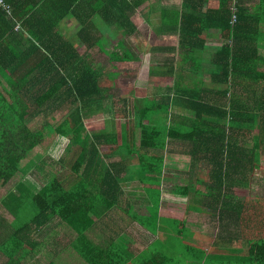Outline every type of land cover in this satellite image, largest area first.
I'll return each instance as SVG.
<instances>
[{
	"label": "trees",
	"instance_id": "trees-1",
	"mask_svg": "<svg viewBox=\"0 0 264 264\" xmlns=\"http://www.w3.org/2000/svg\"><path fill=\"white\" fill-rule=\"evenodd\" d=\"M210 1L184 0V11L174 22L178 44L162 46L180 48L183 63L176 70L169 65L164 75L175 79L170 86L174 94L167 91V99H158L161 91L141 94V87L127 83L126 75L133 77L137 70L123 72V80L117 76L125 64L139 63L128 37L136 32L132 14L139 0L84 5H74V0H0V62L7 67L6 60L25 59L32 74L25 82L31 102L0 87V188L37 144L48 151L61 135L68 142L55 163L67 169L75 157L67 169V177L74 180L67 188L58 179L64 170L47 163L54 174L46 176L53 178L34 193L38 212L17 227V241L58 215L77 231L80 243L75 246L87 264H264V195L257 192L264 191V0L205 5ZM69 14L79 26L72 36L60 30ZM94 16L128 36L107 42ZM96 54L104 61L99 63ZM157 72L150 69L149 76ZM205 73L209 80L203 78ZM39 80L45 85L41 89ZM113 88L121 90L116 100L123 99L116 107L110 99ZM173 108L184 110L179 119L171 120ZM98 112L113 114L109 124L93 129L86 119ZM247 141L252 144L247 146ZM120 149V155H114ZM185 161L188 168L182 166ZM173 163L177 167L169 168ZM170 170L176 174L169 176L172 191L193 193L194 201L214 211L219 223L236 221L238 228L221 230L217 224L216 238L205 237L207 246H201L186 233V206L176 210L180 206L167 203L171 221L163 220L161 184ZM132 172L149 193V213L134 209L124 194V180L133 179ZM248 182L256 184L254 192L232 202L227 195L235 193L234 186L245 188ZM20 199L24 201V195ZM115 207L132 217L123 230V245L137 228L150 239L151 229L163 221L166 235L161 229L160 242L140 263L130 260L121 243L99 247L87 235Z\"/></svg>",
	"mask_w": 264,
	"mask_h": 264
},
{
	"label": "crops",
	"instance_id": "crops-1",
	"mask_svg": "<svg viewBox=\"0 0 264 264\" xmlns=\"http://www.w3.org/2000/svg\"><path fill=\"white\" fill-rule=\"evenodd\" d=\"M139 1L140 2L139 4H137L135 12L132 14L133 16L132 19L136 21L135 33L138 34L140 32V29L137 25V21H141L144 23H151L149 29L152 30L153 36H155L156 34L155 32H157V35H164V36L173 34L174 35L173 37H175L173 40L176 41L177 36L175 35L176 31L174 29V22L180 18L179 14L182 12V10L184 11V7H183L184 0H139ZM85 3L95 4L96 2L95 0H74V5H81V4L84 5ZM216 4H218L217 0H211L209 3L206 2L205 5L208 6V5H216ZM206 7L204 9H206ZM95 19L97 20L99 19V17L97 16L93 17V21L96 23ZM67 20H69L68 23H71L73 26L76 25L78 30L79 28V26H77L78 19L73 14H69L68 16H66L61 20V24H60L61 31L63 30L66 31L64 24L67 23ZM102 21L104 22V20ZM212 31L217 33V31L214 29ZM76 32L72 33L70 36L74 35ZM65 35H69V34L67 33ZM212 39L214 41V39H217V37L216 36L212 37ZM217 41L218 40H215L214 43H216ZM173 45L175 44L174 43L150 44L149 41V47H146L145 50L150 54H153L152 62L155 63L156 60H154V55L157 54V52H161L159 49L162 48V46H173ZM24 60L25 59L23 60L14 59L13 61L6 60V62L8 63L7 67L2 66L0 62V87L4 86L12 90L13 95L17 94L19 97H22L20 101L27 100L31 102L32 94L30 92V86L29 89L26 91L25 82L26 80L28 81L31 80L32 74L31 72H29L28 69L29 62L27 63V61ZM157 62L158 61H156V63ZM149 70L150 69H147V74L145 76V80L146 78H148L149 82L146 84H144L143 82V86L146 87V90H148L151 87H157V85L161 84L159 81H157L158 84H155V82L151 79L153 75L151 77L149 76ZM127 83L128 84L130 83V85L136 84L140 86L137 83V81L134 83L127 81ZM38 86H40V89L42 86H45L42 85V80H39ZM146 95H151V94L146 93ZM173 111L176 112L175 108H173ZM58 112H59L58 110L55 111V115H57ZM39 113H41L40 108H39ZM43 114H46V112ZM91 117L92 116L87 118L86 125L88 124V122L91 121ZM42 125H40V127ZM43 128L45 131L48 130L46 123L43 125ZM55 142L56 141H54V143L52 144V146L48 151L44 150L40 144H37L33 148L32 152L26 158L22 159V160L24 159L27 160L26 163L23 165V167L20 168L21 172L24 173L26 177H21V176L15 177L16 176L15 174L13 177L10 178V180L4 186L0 188V264H42L43 262L49 260L59 262L62 264H87V262L82 258V256L80 255L79 251L75 246L77 240H79L77 231L58 215L49 218L41 226L35 228V230H32L31 232L26 231V233H24L25 238L18 240L19 242L17 241V227L22 226L25 222L30 220L31 217L36 215L38 212L37 206L33 200L34 193L42 189V187H44L53 178L46 176L47 174L46 168L48 169V167H47V162H44V160L57 159L59 158V156L61 157V152L58 155L53 154ZM37 158H40V161L44 162L43 165H41L40 163V168L38 166L39 162L36 163L35 161ZM21 162H20V166H21ZM178 162L182 163V161H178ZM33 166L40 171L42 175L41 177H32V175L35 174V170ZM163 178L164 180L163 183L161 184V202L162 203L164 202L166 206H168L167 203H170L173 206H176L177 204L180 207H177L176 210H179L180 208H182V206L184 207L186 206L185 210L183 211H185L186 214L188 212V215L186 217L187 221L189 220L194 221V223H197L198 225L196 226L195 224H190L192 226V229L185 226L187 227L186 233L188 234L189 239L191 240L196 239L197 241L200 242L201 246L204 245L207 246L205 234H209L208 233L209 228L213 227L215 230H218L217 224H219L218 226L220 227L221 230L223 228L229 230H235L236 228H238L239 222L237 223L236 221L228 222L224 220L221 223H219L216 220V222L213 225L208 223L207 216H208V212H210L209 208L204 207L203 205L198 204L195 201L194 203H191L192 200L190 198H192L193 200L195 198L193 197V193H189L187 195L175 193L170 189L171 185L169 183L173 181V178L172 177H163ZM58 179L60 180L62 185L65 188H67L68 186L71 185V182L72 180H74V177H58ZM126 179L127 180H124L123 183V191L124 194L127 195L130 198V200L133 202L134 209L135 208H137L138 210L141 209V211L145 212V214L149 213L148 208H146L145 206V203L149 202L147 199L149 197V193H147V191L143 187V183L141 182V179H139V177H133V179L132 177L131 178L127 177ZM190 179L197 182L196 177H188V181ZM65 182H67V184H65ZM204 182L207 181L204 179ZM255 185H256L255 183L248 182V185L245 186V189H247L248 193H251L253 192L252 191L253 188L256 189ZM240 188H244V187H241L238 184H236V186H234L233 188V190L235 189V194L234 192H231L230 195H227L228 197L232 198V202H234L235 200L237 201L239 200L238 193L236 192V190ZM22 195H24V201L20 199ZM172 197L173 199H170ZM139 199L141 200V202L139 201ZM150 204H152V202ZM212 214H215V212L212 211ZM130 218L131 217L127 213L123 212L122 207L121 208L115 207L112 210H110L108 213H106L104 216L99 218L87 230V235L99 247H110L112 245L113 246L118 245L117 243H120L118 242V233L123 232L126 226L130 223L131 220ZM162 223L163 221H161L160 219L156 223V226L151 229L150 240L154 242H160L161 229L164 228ZM167 226H169V223H167ZM112 227L118 229H113ZM30 228L31 226L29 225L28 229L30 230ZM189 229L192 230L193 232H189L190 231ZM167 230L170 235L171 232H169L170 231L169 228H167ZM111 232H113L112 235H110ZM134 233L135 235H137V231H135ZM131 238L136 239L137 237L132 236ZM127 243L123 245V251H126L125 246L127 245ZM128 249L130 250V252L126 254L128 257H130V259L131 257L135 256L133 255L135 253H138L136 256H139L142 255L143 253L146 255L145 253L146 250L147 252L151 251V250L148 251V248L145 244H142L141 248L128 245ZM155 255L158 256V254ZM140 261H141L140 259L139 260L137 259V261H133V262L140 263Z\"/></svg>",
	"mask_w": 264,
	"mask_h": 264
},
{
	"label": "rangeland",
	"instance_id": "rangeland-1",
	"mask_svg": "<svg viewBox=\"0 0 264 264\" xmlns=\"http://www.w3.org/2000/svg\"><path fill=\"white\" fill-rule=\"evenodd\" d=\"M95 21H96L97 27L99 28V31H102L106 35V38H107L106 41L109 42V43H111V42L113 43L119 37L122 38L124 36H128V35H124L123 31H122L121 34L116 32L115 26L107 25L100 18L97 19V20L95 19ZM133 21L135 22V25H136V21L134 19H133ZM68 22H69V20H67V23L64 24V26L66 28V31L63 30L62 32H64L65 34L68 33L69 35H71L72 33L77 31V27H76V25L73 26L71 23H68ZM137 25H138V27L140 29V32L138 34L134 33V32L130 33L131 35L128 36V37H129L130 41L134 44V47H135V48L133 47L134 48V53L136 54V56H138L137 58H138L139 63L135 62L133 65H130L128 63L125 64L126 66L124 65V68L120 69V72L118 73L117 76H119V78H121L123 80V72H125V71L129 72V71L137 70V75H132L133 77H131V76L129 77V75H126V77L124 76L126 78V81H129L131 83L132 82L134 83V82L137 81V83L140 85V86L137 85L139 87V89L141 87V90H140L141 94L148 93V94L154 95L155 93L161 91L163 93V95H162L163 98L159 97L158 99H160V98L161 99H165V98L167 99V95H168L167 91L168 92L170 91V93L174 94V91H173L172 87H170V86L172 85V83H174L175 79L171 75L170 76L169 75L165 76L164 73H169V71H168L169 65H173L174 66V70H176L177 64L178 63H183L182 61H183V57H184L183 55L184 54H182V50L180 48L175 49V50H170L168 48L162 47V48L159 49L161 52H157V54L154 55V60H156L158 62L156 63V61H155L156 64L153 63L152 62L153 61V54H150L149 52H147L145 50L146 47H149V41H150V44H153V43H169V44H173L174 43L175 45H177L178 43L175 40H173L175 38V37H173L174 36L173 34L168 35V36L167 35L164 36V35H157V32H155L156 34H155V36H153L152 30L149 29V27L151 26V23H144V22H141V21H137ZM215 40H217V39H214V42H215ZM82 47L83 46H81V48ZM260 52L264 53V46L261 47ZM95 57H96V59H97V61L99 63L101 61H104V59H103L104 56L102 54L101 55L96 54ZM150 62H151V65H150ZM208 63H209V60L207 58H205L204 64H208ZM136 64H140V65L138 66ZM184 64L186 65V62ZM136 67H138V68H136ZM153 68L157 69L158 72H157V75H154L153 77H151V75H150V77L155 82V84H158L157 81H159L161 84L157 85V87H151L148 90H145V89L142 88V86H143V82H144V84L149 82L148 78H146V80H145V76L147 74V69H153ZM162 71H164V72H162ZM137 78H138V80H137ZM189 78H191V76H189ZM203 78L206 79V80H209L208 78H210V76L207 73H205ZM184 79H187V77L185 76ZM120 93H121V90L119 88H113V89L110 90V96H111L110 99L115 100V101H113L114 107L118 106L119 104H123V99L119 98V99L116 100V98L120 95ZM241 96L243 98H246V94L245 93H243ZM110 99L107 100L106 103H109ZM175 111L176 112L172 111V113L170 114L171 115V120H173L174 117L176 119H179L181 117L180 116V111L184 112V110H182L181 108H175ZM58 114H59V112H58ZM112 114L113 113H110V112L109 113H107V112H105V113H103V112L95 113V114L92 115L91 121L88 122L87 125L91 124L92 127H95L93 129H101L100 127L106 126L105 125L106 123H108V124L110 123V121H111L110 115H112ZM119 122H120V120L117 119V121L115 122V128L119 126ZM55 141H56L55 144H54V149L55 150L53 149V154L54 155H58L60 152H61V154H63L64 148H65L64 146L68 142L67 138L59 135L56 138ZM251 144H252L251 141H247L246 142L247 146H250ZM108 147H109V145H108ZM119 152H122V149L117 151V153L114 154V155H120ZM74 160H75V157L70 159V162H69L70 165L68 164L67 169H69L71 167V164H73ZM26 161L27 160H25V159L22 160L21 168L26 163ZM35 161H36V163L39 162V165H38L39 168H40V163H41V165H43L44 162H47V163L50 162L51 164H53L52 166H54V164H55V166L57 165V167H59L60 169L62 168L61 166H59L58 164L55 163L54 159H48V160H44V162H42V161H40V158H37ZM177 165H178L177 163H173V164L170 165L169 168H175V167H177ZM182 166L185 167V168H188V162L185 161V164H182ZM67 169L66 168H62V170H64L63 171V177H67ZM34 170H35V174H33L32 177H41L42 176L40 171L37 168L34 167ZM47 174L49 176H52L54 174V171L49 170L47 172ZM132 174H133V177L136 176V174L134 172H132ZM180 174L181 175L179 177H184L183 173H180ZM20 176L21 177H26V175L24 173H22L21 170H19L16 173L15 177H20ZM169 176L175 177L176 174L172 173V171L170 170L168 173H165V177H169ZM254 190H255V188H253L252 191L254 192ZM234 191H235V189H234ZM236 192L238 193L239 200H242L245 197H249V195H250V193H248L247 189H245V188H240V189L236 190ZM257 192L259 194H261V195H264V191L260 190V191H257ZM153 195L156 196L154 193H153ZM170 199H173V197L170 198ZM190 199L192 200L191 203H194V200L192 198H190ZM139 201L141 202L140 199H139ZM171 206H173V205H171ZM150 208H151V206H150ZM159 210H160V213L165 216L163 220L167 219L168 221H171V219L167 216L168 213H166L167 211L169 212L170 209L167 208V206H166V204L164 202L161 203ZM132 211L133 210H131V212ZM209 211L210 212H208V216H207L208 223L213 225L216 222V217H214V214H212V211L210 209H209ZM187 215H188V212H187ZM131 219H132V217H131ZM190 224H195L196 226H198L197 223H194V221H191V220L187 221V219H185L184 225L187 226L188 228L192 229V226ZM113 229H118V228H113ZM109 230H111V229H109ZM135 231H137V235H135V233H134V234H132V236L133 237H137V238L136 239H132L131 236H130V241L125 246V250H126L127 253L130 252V250L128 249V245H132V246L141 248V245L145 244L147 246V248H148V251L152 250L153 247L157 245V242H154V241L150 240L149 238H145L147 236L144 235V231L143 230L140 231V229L137 228ZM217 232L218 231L215 230L213 227L209 228L208 233L211 234V235L205 234V237L216 238V237H214V234H216ZM165 233H166V229H163L162 235L165 234ZM112 234H113V232L110 233V235H112ZM122 234H123V232L118 233V242H120L121 245L123 246V237L124 236L122 237L121 236ZM177 238L179 239V237H177ZM79 243H80L79 240H77L76 244H79ZM157 250H158V248L155 251H157ZM145 253H147V250H146ZM137 254L138 253L133 254L135 256H133L130 260L131 261H137V259L139 260L141 258H145V256H146L144 253L142 255H139V256H136ZM21 263H24V262H21ZM37 263H39V262H37Z\"/></svg>",
	"mask_w": 264,
	"mask_h": 264
}]
</instances>
